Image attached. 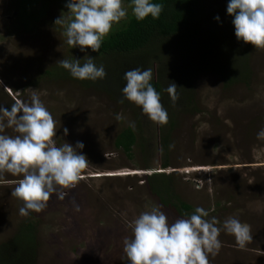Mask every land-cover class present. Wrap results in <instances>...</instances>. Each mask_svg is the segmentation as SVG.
Wrapping results in <instances>:
<instances>
[{
    "label": "rangeland",
    "instance_id": "rangeland-1",
    "mask_svg": "<svg viewBox=\"0 0 264 264\" xmlns=\"http://www.w3.org/2000/svg\"><path fill=\"white\" fill-rule=\"evenodd\" d=\"M68 2L0 0V107L30 103L35 91L56 121V145L82 142L78 152L89 161L76 186L64 189V199L54 193L43 211L26 216L19 213L23 202L11 195L22 177L0 175V244L29 219L36 225V264H130L123 241L132 238L141 213L159 206L169 223L188 218L149 189L148 177L163 171L190 212L202 207L206 219L219 221L222 247L209 254L210 264H264V138H257L264 129V49L249 44L245 81L225 84L213 71L195 73L194 106L168 109V123L160 125L135 103L47 74L61 59L91 56L67 44L66 24H54L73 18ZM122 2L127 17L111 31L132 14L131 2ZM156 67V61L149 65L152 78ZM127 126L137 137L130 156L114 144ZM0 134L17 133L5 128ZM230 217L251 226L253 240L243 249L223 228Z\"/></svg>",
    "mask_w": 264,
    "mask_h": 264
},
{
    "label": "clouds",
    "instance_id": "clouds-1",
    "mask_svg": "<svg viewBox=\"0 0 264 264\" xmlns=\"http://www.w3.org/2000/svg\"><path fill=\"white\" fill-rule=\"evenodd\" d=\"M66 7L72 10L73 18L66 22L60 17L54 24H66L63 34L67 44L79 47L82 52L86 48L98 52L113 24L127 17L122 0H69ZM130 7L137 20L149 15L159 19L164 8L163 4L151 0H131ZM227 13L233 16L238 41L264 49V0H229ZM59 64L79 80L96 81L106 77L103 65L97 67L91 56L82 65L79 59H61ZM124 79L123 97L140 106L151 121L167 124L168 113L161 103L160 93L150 83L151 69L128 70ZM177 87L171 82L165 89L173 103L179 99ZM30 99V103L14 104L10 109L0 107V133L5 128L17 133L14 136L0 134V175L10 173L22 177L11 193L23 202L19 209L22 216L28 215L30 210L43 211L54 193L58 199H64L67 195L64 189L75 187L89 165L86 155L78 152L84 147L82 142L75 146L67 142L56 145V121L35 91ZM115 118L123 119L121 114ZM67 134L65 128L64 135ZM257 138H264V129ZM208 216L207 210L197 207L188 218L169 223L159 206H153L132 222L133 236L124 239L123 251L130 264H210L209 254L216 256L222 242L219 240L221 230L217 227L219 221L214 217L206 219ZM223 228L234 236L241 249L253 240L251 226L237 218L226 219Z\"/></svg>",
    "mask_w": 264,
    "mask_h": 264
},
{
    "label": "trees",
    "instance_id": "trees-1",
    "mask_svg": "<svg viewBox=\"0 0 264 264\" xmlns=\"http://www.w3.org/2000/svg\"><path fill=\"white\" fill-rule=\"evenodd\" d=\"M151 2L164 6L159 19L149 15L144 20H137L130 14L127 21L103 39L98 52L89 49L97 67L103 65L105 78L79 80L59 63L47 70V74L54 78L74 80L83 87L102 91L116 100L130 102L122 94L126 84L124 73L134 68L149 69V65L156 61V77L150 83L160 93L161 103L166 110L182 112L194 106L190 79L195 73L213 71L225 84L248 78L249 44L238 41L235 36L233 16L227 13L229 0ZM87 59L80 60L81 65ZM171 82L178 86L179 99L175 103L165 91ZM165 135L164 139L167 133ZM136 140L135 131L127 126L117 135L114 144L130 156ZM166 166L164 164L161 168ZM148 184L164 206H172L187 216L194 214L195 211L190 212V204L174 193L170 175L163 171L154 172L148 177ZM37 248L36 225L29 219L25 220L11 238L0 244V264H36Z\"/></svg>",
    "mask_w": 264,
    "mask_h": 264
}]
</instances>
